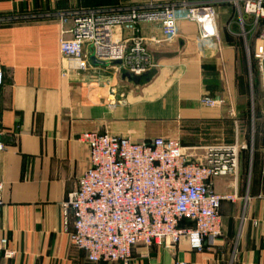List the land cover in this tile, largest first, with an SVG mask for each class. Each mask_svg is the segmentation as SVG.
Instances as JSON below:
<instances>
[{"label": "crops", "instance_id": "1", "mask_svg": "<svg viewBox=\"0 0 264 264\" xmlns=\"http://www.w3.org/2000/svg\"><path fill=\"white\" fill-rule=\"evenodd\" d=\"M149 1L0 0V18L10 19L0 23V132L6 147L0 154V233L16 252L0 264H91L72 248L73 218L65 224L62 214L89 166V150L79 142L84 133L134 143L174 139L197 149L245 146L237 176L214 181L217 194L236 196L221 205V237L206 240L202 252L191 251L187 240L174 249L137 247L129 264H264L262 80L257 73L255 98L234 4L186 0L213 4L218 41H202L197 25L185 21L172 41L157 25L142 26L154 68L141 86L123 81L118 65L94 64L88 46L86 69L63 62L59 43L72 38L74 27L66 14ZM205 98L218 106H204Z\"/></svg>", "mask_w": 264, "mask_h": 264}, {"label": "built area", "instance_id": "2", "mask_svg": "<svg viewBox=\"0 0 264 264\" xmlns=\"http://www.w3.org/2000/svg\"><path fill=\"white\" fill-rule=\"evenodd\" d=\"M229 1L237 10L249 67L252 70L254 64L262 80L264 107V0ZM66 16L74 27L71 39L60 40V53L63 62L77 63L83 70L88 60L84 47L88 46L96 60L120 63L118 71L135 76L150 72L154 63L141 34L144 25L159 26L167 41L177 37L182 21L196 24L204 42L220 37L218 13L208 3L151 0ZM7 20L0 18V23ZM202 104L215 108L219 103L205 98ZM79 142L89 150V166L62 204V214L65 224L73 218L72 248L85 253L91 264H129L137 247L174 249L182 240H187L191 251L202 252L206 240L221 237V205L235 202L236 196L217 194L214 181L237 176L245 146L185 148L174 139L134 143L98 133H84ZM5 150L0 132V154ZM2 192L0 184V216ZM15 257L0 233V261Z\"/></svg>", "mask_w": 264, "mask_h": 264}, {"label": "water", "instance_id": "3", "mask_svg": "<svg viewBox=\"0 0 264 264\" xmlns=\"http://www.w3.org/2000/svg\"><path fill=\"white\" fill-rule=\"evenodd\" d=\"M92 62L96 65L106 66L107 64L104 62H100L96 60L95 58H92ZM113 65H120V63H114ZM153 76V71H150L142 76H135L133 74H130L129 72L123 71L122 72V80L127 81L131 84H134L136 86H141L151 80Z\"/></svg>", "mask_w": 264, "mask_h": 264}, {"label": "rangeland", "instance_id": "4", "mask_svg": "<svg viewBox=\"0 0 264 264\" xmlns=\"http://www.w3.org/2000/svg\"><path fill=\"white\" fill-rule=\"evenodd\" d=\"M253 69L252 71L248 72V77H249V87H250V91H251V85H252V80H253V86H254V90H255V98H258V90H259V86L256 80V75L258 73L256 66L253 64ZM250 70V69H249ZM253 74V75H252ZM250 97H251V93H250ZM249 114H251V112L249 111ZM249 117H251L249 115ZM251 152V151H250ZM256 155V154H255ZM257 157H259L258 155H256ZM252 157V156H251Z\"/></svg>", "mask_w": 264, "mask_h": 264}, {"label": "trees", "instance_id": "5", "mask_svg": "<svg viewBox=\"0 0 264 264\" xmlns=\"http://www.w3.org/2000/svg\"><path fill=\"white\" fill-rule=\"evenodd\" d=\"M254 67V66H253Z\"/></svg>", "mask_w": 264, "mask_h": 264}]
</instances>
